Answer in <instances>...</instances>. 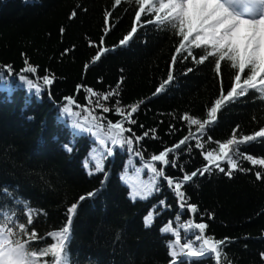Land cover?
Masks as SVG:
<instances>
[{
    "label": "trees",
    "instance_id": "trees-1",
    "mask_svg": "<svg viewBox=\"0 0 264 264\" xmlns=\"http://www.w3.org/2000/svg\"><path fill=\"white\" fill-rule=\"evenodd\" d=\"M127 8H115L113 0H0V66L11 65L13 69L9 73L3 67L0 77V189H8L14 197L47 213L35 224L38 234L61 228L67 207L79 197L99 190L80 202L74 218L69 244L72 264H170L166 242L173 237L163 234L161 228L181 210L167 186L148 199H131L133 182L151 178L147 169L137 174L135 168H142L143 160L176 144L190 131L195 133L196 126L189 127L179 117L189 114L206 118L207 108L221 89L226 94L234 82L233 73L225 69L223 62L218 74L209 61L197 66L191 60L179 62L178 58L173 69L175 82L153 96L168 75L178 38L148 25L128 46L119 47V41L134 23V10ZM109 10L114 15L106 32L105 13ZM73 11L77 13L75 17H71ZM93 45L113 51L93 63L97 54ZM194 54L198 56L199 50ZM26 60L37 68L36 73L23 71ZM188 68L193 71L186 72ZM49 74L55 79L39 94L19 79L26 75L43 85L40 78ZM121 77L122 106L146 101L134 115L137 124L126 126L132 127L135 135L155 129L153 135L159 138L146 137L140 142L143 160L114 146L113 155L105 163V180L103 173L88 175L84 161L94 147L93 139L88 134L74 135L73 118L63 115L61 109L65 97L86 105V88L107 92ZM105 104L112 106L111 102ZM74 110L80 109L74 106ZM104 115L113 122L119 118L115 113ZM262 122L264 102L250 92L243 102L217 114V124L209 135L224 142L237 125L243 134H250ZM170 125H175L174 134L169 133ZM65 144L74 145L71 153L65 151ZM248 151L264 157V143L254 144ZM201 152L194 149L191 157H180L187 172L204 164ZM243 167L253 166L244 162ZM259 170L255 166L254 171L235 172L231 178L219 172L206 174L184 188L190 202L198 205V213L184 214L182 219L201 222L203 218L209 225L207 233L217 239L232 238L233 243L226 249L232 264H264L260 255L264 253V175L258 180L254 174ZM165 171L174 178L182 175L176 168ZM161 200L165 201L164 207L159 206ZM0 204L15 209L18 222H24L25 210L21 206L4 196H0ZM150 211L156 218L151 227H145L144 218ZM205 213H210L211 218ZM52 242L46 238V243Z\"/></svg>",
    "mask_w": 264,
    "mask_h": 264
},
{
    "label": "snow or ice",
    "instance_id": "snow-or-ice-1",
    "mask_svg": "<svg viewBox=\"0 0 264 264\" xmlns=\"http://www.w3.org/2000/svg\"><path fill=\"white\" fill-rule=\"evenodd\" d=\"M125 5L128 6L125 10H134V23L130 31L119 41V47L128 46L138 31L148 25L178 38L168 75L156 88L153 96L165 92L175 82L173 69L178 58L179 62L191 60L197 66L209 61L218 74L221 72L223 62L225 69L233 73L231 79L234 82L230 84L226 94L221 89L220 95L207 108L206 118H194L189 114L179 117L187 122L189 127L196 126L195 133L190 131L176 144L165 146L158 154H152L147 160H143L144 153L140 142L146 137L153 139L159 137L153 135L155 129L135 135L133 128L126 126L137 124L134 115L146 101L142 99L134 105L122 106L123 77L107 92L86 88L88 100L86 105H78L77 100L71 96L65 97L66 103L62 105V114L73 118L71 126L74 135L88 134L93 139L94 147L84 161L88 175L103 173L105 180L107 179L105 163L113 155L116 146L143 160V167L135 169L137 174L145 169L151 173V178L147 182L139 179L133 182L129 193L131 199H148L164 186L172 192L181 211L161 228L163 234L173 237L166 242L170 264H203L206 260H212L213 264H232L226 251L233 243L232 238L217 239L213 234L207 233L209 225L203 222V218L201 222L182 219L184 214L192 216L198 213V205L190 202L184 188L191 187L196 178L215 172L231 178L235 172L254 171L255 166H259L260 170L254 172L255 177L259 180L264 175V157L253 156L248 151L252 145L264 143V122L258 130L250 134H243L237 125L224 142L213 140L209 135L217 124V114L234 103L243 102V98L250 92L264 102V0H113L115 8H124ZM76 15V11L71 13V17ZM105 15L108 18L105 27L107 32L110 30L114 13L109 10ZM93 46L97 47L93 63L113 51L108 47ZM197 50L198 56L194 54ZM25 63L27 67L23 71L37 72V68L27 60ZM3 67H6L9 73L13 71L11 65L0 66V77L3 76ZM191 71L192 68L186 70ZM19 79L26 81L29 88L36 89L39 94L43 87L52 85L55 77L51 74L42 76L40 79L43 85L37 84L26 75H20ZM105 102H111L112 106H106ZM74 106L80 110H74ZM109 113H115L119 118L113 122L104 115ZM175 131V125H170L169 133L174 134ZM209 143L216 146L206 147ZM73 148V144L64 145L66 152L71 153ZM194 149L202 150L204 164L189 173L185 170L186 166L180 163V157L185 154L191 157ZM244 162L253 167L244 168ZM169 167L178 169L182 175L177 178L167 175L165 169ZM104 182L101 181L102 186ZM98 191L89 192L68 206L65 213L66 221L61 228L38 234L35 224L39 222V217L46 216L47 213L43 209L32 208L27 200L14 197L8 189H0V196L11 199L15 205L25 210L24 222H18L20 217L15 209L0 204V264H72L69 244L74 218L78 216L80 202L93 197ZM159 206L164 207L165 201L161 200ZM205 215L211 218L210 213ZM155 218L154 211H150L144 218L145 227H151ZM181 232L184 233L183 237ZM46 238H51L54 242L48 244ZM260 255L264 258V253Z\"/></svg>",
    "mask_w": 264,
    "mask_h": 264
},
{
    "label": "bare ground",
    "instance_id": "bare-ground-1",
    "mask_svg": "<svg viewBox=\"0 0 264 264\" xmlns=\"http://www.w3.org/2000/svg\"><path fill=\"white\" fill-rule=\"evenodd\" d=\"M135 169H137V168H135Z\"/></svg>",
    "mask_w": 264,
    "mask_h": 264
}]
</instances>
